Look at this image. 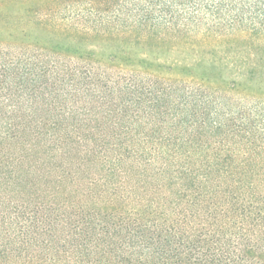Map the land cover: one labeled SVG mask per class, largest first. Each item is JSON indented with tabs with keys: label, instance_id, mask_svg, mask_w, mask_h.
<instances>
[{
	"label": "trees",
	"instance_id": "1",
	"mask_svg": "<svg viewBox=\"0 0 264 264\" xmlns=\"http://www.w3.org/2000/svg\"><path fill=\"white\" fill-rule=\"evenodd\" d=\"M0 264H264V0H0Z\"/></svg>",
	"mask_w": 264,
	"mask_h": 264
},
{
	"label": "rangeland",
	"instance_id": "2",
	"mask_svg": "<svg viewBox=\"0 0 264 264\" xmlns=\"http://www.w3.org/2000/svg\"><path fill=\"white\" fill-rule=\"evenodd\" d=\"M160 56H158L159 57V59H172L173 57H170V56H168V57H166L164 54H162V53H160L159 54Z\"/></svg>",
	"mask_w": 264,
	"mask_h": 264
}]
</instances>
